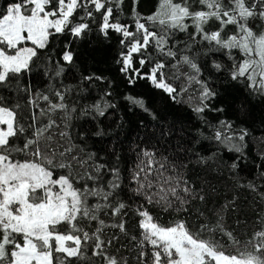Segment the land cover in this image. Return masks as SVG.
Here are the masks:
<instances>
[{
    "label": "snow or ice",
    "instance_id": "6c2138e0",
    "mask_svg": "<svg viewBox=\"0 0 264 264\" xmlns=\"http://www.w3.org/2000/svg\"><path fill=\"white\" fill-rule=\"evenodd\" d=\"M123 4L124 0H6L0 12V264H127L126 260L105 251L116 237L107 241L101 238L106 227L126 231L123 219L112 225L100 219V213L106 208L111 209L112 216H120L128 207L119 199L117 191L121 187L119 167L108 169L111 176L107 181L100 175L104 165L95 167V175L76 176L72 171L57 175L53 170L54 160L40 146L44 134L56 126V121L49 117L45 123L39 116L59 110L67 118L69 106L65 92L70 89L33 94L30 86H21L20 78L31 73L33 66L43 60L49 61L45 72H52L56 77L65 73V65H74L71 41L65 44L60 56L63 64L57 61L52 67L51 56L41 55L49 48L52 38L65 34L83 37L90 30V22L96 20L94 13H98L100 33L107 37L114 32L120 37L117 71L126 85L135 86L138 81L147 80L175 101L187 88L181 86L178 92L168 82L170 77L165 69L170 58L175 61L171 67L176 69V79L180 78V66L186 65L191 73L183 75L189 84L201 85L200 103L193 109L197 114L210 107L205 101L216 96L198 78L201 69L197 59L207 52L238 49L244 58L233 65L231 78L244 77L250 87L258 85V90L264 92V0H158L157 10L146 17L138 11V0H132L131 24L119 19ZM190 27L194 29L191 33ZM176 32L188 33V40L175 41ZM203 42L209 47L193 52L194 46ZM177 44L183 47L177 48ZM214 67L220 70L222 65L215 63ZM92 81L105 83L106 77L96 73L81 77V84ZM13 86L16 92L28 94L27 105L33 108L30 123H24L18 102L11 105L7 102L4 93ZM111 88L112 82L107 81L104 97L113 95ZM50 96H55L58 102L53 103ZM124 99L156 118L145 97L125 95ZM39 100L48 102L49 107L40 109L38 114L35 109L39 108ZM91 107L97 116L105 117L116 104L102 99ZM214 110L223 111L222 108ZM225 128L231 129L232 125L221 121L214 139L230 146V150L241 151L240 145L232 143L233 136L224 132ZM104 134L103 129L96 133ZM246 135L241 129L238 139L243 141ZM142 156L146 159L140 160L133 175L138 185L134 189L136 194L144 195L148 203L165 211L173 208L174 202L176 211H187L190 198H196L188 182L179 176L167 175L165 163L158 161L154 152L144 150ZM57 166L72 167L70 162ZM249 187L255 190L254 185ZM90 199L97 202L90 203ZM199 199L203 201L204 197L201 195ZM137 214L141 217L142 232L140 264H264V230L256 232L241 250V242L224 228L222 217L215 226L205 223L193 232L183 220L169 225L157 222L143 205ZM85 220L97 223L91 233L82 226ZM217 231L237 247L236 254L223 250L214 238ZM204 232L208 238L203 237ZM145 244L150 246V252L144 251Z\"/></svg>",
    "mask_w": 264,
    "mask_h": 264
},
{
    "label": "trees",
    "instance_id": "16d2710c",
    "mask_svg": "<svg viewBox=\"0 0 264 264\" xmlns=\"http://www.w3.org/2000/svg\"><path fill=\"white\" fill-rule=\"evenodd\" d=\"M5 5L6 0H0V12ZM157 8L158 0H138V11L142 16L153 14ZM131 9L132 0H124L119 13L122 23H132ZM94 15L96 20L90 22V30L83 37L57 35L52 38L49 48L41 52L42 56H51L50 63L55 67L57 61L64 63L60 56L65 44L71 41L74 65H65L66 71L62 76L56 77L52 72H45L49 61L43 60L33 66L31 73L20 78L21 86H30L33 94L70 89L65 92V102L69 106L67 118L59 110L39 116V120L45 123L49 117L56 121V126L44 134L40 145L45 154L54 160V172L57 175L67 174L68 171L76 176L86 173L95 175V167L104 165L105 169L100 175L107 181L111 176L108 169L119 167L121 187L117 191L119 199L128 207L120 216H112L111 209L106 208L100 213V219L107 225L118 224L123 219L126 231L106 227L101 238L107 241L116 237L105 251L126 260L127 264H140L138 256L142 232L137 209L141 205L157 222L169 225L183 220L193 232L199 231L205 223L215 226L217 219L222 217L224 228L241 242L243 250V245L253 240L256 232L264 230V92L258 90V85L256 88L250 87V82L244 77L236 80L231 78L235 70L233 65L244 57L238 49L212 51L198 57L197 63L201 69L198 78L216 96L205 101L210 107L197 114L193 109L200 103L201 85L195 82L189 84L183 75L191 73L186 65L180 66V78L176 79V69L171 67L175 61L170 58L165 69L170 77L168 82L178 92L181 86L187 88L177 95L175 101L163 90L152 87L147 80L127 86L117 71L120 37L114 32H110L107 37L102 35L99 31L100 16L98 13ZM193 31L191 27L188 30L189 33ZM174 39L187 41L188 33L176 32ZM172 44L173 41H170L169 46ZM176 47L182 48L183 44H177ZM208 47L207 42H203L195 45L193 52ZM215 63L222 65L220 70L214 67ZM89 73L103 75L106 77L105 83L92 81L81 84L82 75ZM107 81L112 82L111 97H104ZM4 95L10 105L17 102L21 105L24 123H30L33 108L27 105L28 94L16 92L13 86ZM125 95L145 97L156 118L130 104L124 99ZM50 99L53 103L58 102L55 96H50ZM102 99L116 104L105 117L97 116L91 107L102 102ZM38 104L39 108L35 109L38 114L40 109L47 110L49 107L48 102L43 100H39ZM72 108L75 111H71ZM221 108L223 111L214 110ZM221 121L232 125L231 129L225 128L224 132L233 136L232 143L240 145L241 151L230 150V146L214 139L215 130L220 127ZM100 129H103L104 135H96ZM241 129L247 132L243 141L238 139ZM61 132L65 135L61 136ZM49 136L51 139H48ZM23 140L22 136L19 143L22 144ZM144 150L154 152L156 159L165 163L167 175L179 176L192 187L196 198H190V203L186 205L187 211H176L175 202L173 208L165 211L154 203H148L144 195L136 194L134 189L138 185L133 175L140 160L146 159L142 156ZM61 152L65 154L61 156ZM72 157L76 159L72 160ZM164 157L167 159L163 160ZM68 162L72 165L71 169L57 166ZM88 184L91 185L92 181H88ZM249 185H254L255 190ZM201 195L203 201L199 199ZM96 202V199H90V203ZM82 226L91 233L97 223L85 220ZM202 235L208 238L207 232ZM214 238L226 253L236 254L237 247L226 236L217 231ZM248 250H251V245ZM144 251L150 252V246L145 244ZM94 260L98 261L99 258Z\"/></svg>",
    "mask_w": 264,
    "mask_h": 264
}]
</instances>
